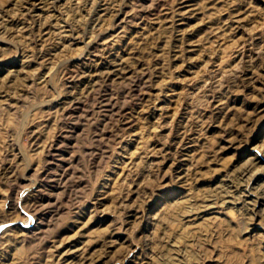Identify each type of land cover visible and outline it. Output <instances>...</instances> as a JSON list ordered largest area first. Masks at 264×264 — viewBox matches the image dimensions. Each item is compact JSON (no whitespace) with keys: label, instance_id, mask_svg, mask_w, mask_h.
Returning <instances> with one entry per match:
<instances>
[{"label":"rangeland","instance_id":"1","mask_svg":"<svg viewBox=\"0 0 264 264\" xmlns=\"http://www.w3.org/2000/svg\"><path fill=\"white\" fill-rule=\"evenodd\" d=\"M251 194L264 0H0V264H264Z\"/></svg>","mask_w":264,"mask_h":264},{"label":"bare ground","instance_id":"2","mask_svg":"<svg viewBox=\"0 0 264 264\" xmlns=\"http://www.w3.org/2000/svg\"><path fill=\"white\" fill-rule=\"evenodd\" d=\"M8 21V20H7ZM4 24V23H3ZM3 26H5V25H3ZM7 26H9V25H7ZM10 29V28H9ZM6 30H7V27H6ZM7 64H10V62L9 63H7ZM104 71V70H103ZM119 72L121 71V70H118ZM102 72V71H101ZM111 72H110V70L106 73V74H110ZM116 73V72H115ZM121 73V72H120ZM97 75V74H96ZM119 76V75H118ZM72 77V76H71ZM97 80V79H96ZM94 81V80H93ZM100 82V81H99ZM92 84V83H91ZM108 91V90H107ZM107 94V93H106ZM87 95V94H86ZM109 98V97H108ZM46 145H47V143H46ZM50 145V144H49ZM53 147V146H52ZM50 149V148H49ZM49 153V152H48ZM246 173H248V171L247 172H245L244 173V175L246 174ZM255 178V179H254ZM259 176L256 174V176L255 175H253V178H252V180L254 179V182L253 183H256V180H259ZM34 184V183H33ZM244 186V185H243ZM229 190V191H228ZM228 190H226V191H228L227 193H225V196H224V198H225V200L223 201L224 203H226V204H228V203H235V196H234V194H233V191H230V189H228ZM232 192V193H231ZM246 196V195H245ZM252 197V194H251V196L249 197V196H247L245 199H241V200H239L237 203L238 204H241L242 202H244V204L245 205H248V204H252L253 205V203H255L254 205L257 207V206H259V207H261L263 204H264V198L262 197V195H257V200L255 201L253 198H251ZM50 203V202H49ZM261 204V205H260ZM53 206V205H52ZM42 207V206H41ZM210 207V206H209ZM213 207H215L214 206V204H213ZM213 207H210L209 209H213ZM36 211V210H35ZM55 212V211H54Z\"/></svg>","mask_w":264,"mask_h":264}]
</instances>
